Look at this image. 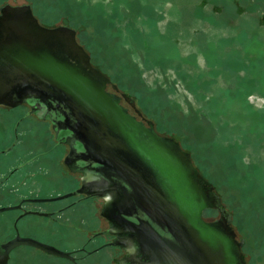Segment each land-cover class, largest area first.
<instances>
[{"label": "rangeland", "instance_id": "1", "mask_svg": "<svg viewBox=\"0 0 264 264\" xmlns=\"http://www.w3.org/2000/svg\"><path fill=\"white\" fill-rule=\"evenodd\" d=\"M4 3H29L42 24L75 29L92 64L132 98L158 132L190 153L213 194L204 216L214 218L222 210L248 264H264V0H0ZM10 106L0 104V148L10 146L24 111L22 105ZM28 117L18 125L11 151L54 148L50 132ZM65 188L60 182L35 194ZM15 193L6 192L0 207L12 205Z\"/></svg>", "mask_w": 264, "mask_h": 264}, {"label": "water", "instance_id": "2", "mask_svg": "<svg viewBox=\"0 0 264 264\" xmlns=\"http://www.w3.org/2000/svg\"><path fill=\"white\" fill-rule=\"evenodd\" d=\"M108 82L111 79L92 64L78 42L75 29L42 24L29 3L0 6V104L35 97L64 109L84 147L123 178L125 195L130 188L150 219L137 230L151 264H247L227 218L202 217L212 203L193 176L190 153L126 112L118 95L106 90ZM21 243L67 255L19 235L5 248Z\"/></svg>", "mask_w": 264, "mask_h": 264}, {"label": "flooded vegetation", "instance_id": "3", "mask_svg": "<svg viewBox=\"0 0 264 264\" xmlns=\"http://www.w3.org/2000/svg\"><path fill=\"white\" fill-rule=\"evenodd\" d=\"M112 84V81L108 82L105 88L118 95L119 103L126 112L145 126L152 124L157 133L166 135L158 132L153 122L142 115L130 96ZM19 105L24 111L14 123L10 146L0 148V199L8 191L17 193V199L9 205L12 207L3 209H14L16 212L12 215L0 213V264H24L26 261L42 264H151L150 254L142 248L137 230L149 218L140 210L137 197L128 185L129 194L125 195L123 178L98 161L93 151L84 147L73 129V123L68 117L66 119L64 109L56 102L27 97L16 105L8 106ZM31 114L35 119L28 117ZM25 117L32 119L30 123L42 125L41 130L46 128L50 132L56 144L54 148L11 151L18 141V125ZM56 146L61 148L56 149ZM197 173L195 170L193 176L197 177L211 202L212 191ZM60 182L66 187L60 194H35L44 189L48 191ZM67 193L69 195L52 198ZM57 199L66 201L52 202ZM43 201L48 204H36ZM27 210L41 213H27ZM203 211L205 220L222 216L228 220L222 210L214 218L204 216ZM16 235L33 238L67 252V255L32 243H21L6 249L5 244ZM235 237L242 250L240 238Z\"/></svg>", "mask_w": 264, "mask_h": 264}]
</instances>
